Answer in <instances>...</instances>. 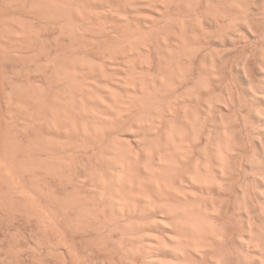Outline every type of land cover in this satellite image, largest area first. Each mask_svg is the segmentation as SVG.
Segmentation results:
<instances>
[{"label": "bare ground", "instance_id": "obj_1", "mask_svg": "<svg viewBox=\"0 0 264 264\" xmlns=\"http://www.w3.org/2000/svg\"><path fill=\"white\" fill-rule=\"evenodd\" d=\"M0 264H264V0H0Z\"/></svg>", "mask_w": 264, "mask_h": 264}, {"label": "rangeland", "instance_id": "obj_2", "mask_svg": "<svg viewBox=\"0 0 264 264\" xmlns=\"http://www.w3.org/2000/svg\"><path fill=\"white\" fill-rule=\"evenodd\" d=\"M124 134H125V133H124ZM125 137L130 138V137H132V136H131V134H130V136H129L128 134H125Z\"/></svg>", "mask_w": 264, "mask_h": 264}]
</instances>
